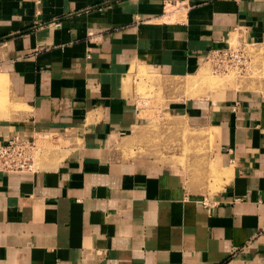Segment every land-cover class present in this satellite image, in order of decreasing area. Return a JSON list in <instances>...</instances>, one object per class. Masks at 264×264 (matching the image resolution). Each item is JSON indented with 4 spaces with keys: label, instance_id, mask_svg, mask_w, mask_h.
I'll list each match as a JSON object with an SVG mask.
<instances>
[{
    "label": "crops",
    "instance_id": "obj_1",
    "mask_svg": "<svg viewBox=\"0 0 264 264\" xmlns=\"http://www.w3.org/2000/svg\"><path fill=\"white\" fill-rule=\"evenodd\" d=\"M233 35L264 44V0H0V143H70L0 171V264H264V93L205 102L175 83ZM133 66L163 80L167 113L218 129L212 179L118 150L149 122Z\"/></svg>",
    "mask_w": 264,
    "mask_h": 264
},
{
    "label": "rangeland",
    "instance_id": "obj_2",
    "mask_svg": "<svg viewBox=\"0 0 264 264\" xmlns=\"http://www.w3.org/2000/svg\"><path fill=\"white\" fill-rule=\"evenodd\" d=\"M230 45L245 47L248 67L242 71L217 72L211 62L207 61L197 73L175 81L177 89L181 87L185 90L182 98L192 97L215 102L229 91L252 89L264 93V44H249L233 35ZM130 77V81L133 80L137 87L141 116L148 117L149 122L126 136L123 143H118V150L125 157L150 155L167 163L180 165L185 170L189 186L200 183L207 177L212 179L215 175L212 151L218 129L209 128L194 118L167 113L165 106L175 98H167L165 84L157 74L138 67L130 73ZM12 107L14 100L9 91L8 77L0 67V117H7ZM38 136V155L57 149L65 154L70 148L69 140L63 142L64 138L61 136V139H56V135L51 133H40Z\"/></svg>",
    "mask_w": 264,
    "mask_h": 264
},
{
    "label": "built area",
    "instance_id": "obj_3",
    "mask_svg": "<svg viewBox=\"0 0 264 264\" xmlns=\"http://www.w3.org/2000/svg\"><path fill=\"white\" fill-rule=\"evenodd\" d=\"M175 4L169 3V7ZM177 9L185 8L184 1L178 2ZM171 12V11H170ZM169 12H167L168 14ZM248 43V42H247ZM251 44V43H249ZM208 61L217 72L242 71L248 67V55L245 47L241 45L226 46L214 49ZM39 136L23 138L20 135L10 136L6 142L0 143V171L3 172H24L36 171L39 166L37 163L40 151ZM203 203L212 207L213 203L203 200Z\"/></svg>",
    "mask_w": 264,
    "mask_h": 264
},
{
    "label": "bare ground",
    "instance_id": "obj_4",
    "mask_svg": "<svg viewBox=\"0 0 264 264\" xmlns=\"http://www.w3.org/2000/svg\"><path fill=\"white\" fill-rule=\"evenodd\" d=\"M133 67H135V66H133ZM135 68H136V67H135ZM135 68H134V69H135Z\"/></svg>",
    "mask_w": 264,
    "mask_h": 264
}]
</instances>
